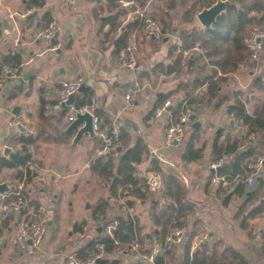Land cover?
<instances>
[{
  "label": "crops",
  "instance_id": "crops-1",
  "mask_svg": "<svg viewBox=\"0 0 264 264\" xmlns=\"http://www.w3.org/2000/svg\"><path fill=\"white\" fill-rule=\"evenodd\" d=\"M193 3L194 0H190L186 8L177 6L168 11L172 27L163 34L161 41L147 38L141 30L133 32L131 41L138 45V69L132 71L114 62L116 55L125 49L117 53L121 28L111 30L107 18L115 11L109 0H0V20L6 19L11 26L2 25L0 61L3 56L15 53L22 58L20 77L0 86V160L22 154L24 143L21 138H32L28 145L29 161L25 165L2 167L0 182H6L10 190L26 175L25 187L31 204H44L50 214L48 232L39 251L21 250L17 242L19 218L9 216L10 223L0 236V264H67V256L103 235L108 222L128 217L138 223L145 247L161 250L153 217L157 210L156 199L142 200L132 195L119 199L111 197L109 184L92 167L95 158L106 156L98 152L100 140L86 133L75 143L76 131H65L70 124L69 106L53 108L54 87L75 78L82 79L83 89L69 105L74 106L77 100L90 95L92 100L88 109L91 113L106 115L105 128L115 130L119 137L124 132L131 145L143 139L153 156L158 152L165 158L160 161L164 162L167 172L176 173L185 188V200L194 211L188 213L180 227L184 230L181 240L172 244L177 264L183 263L187 241L196 229L198 233L192 240L191 253L201 242L211 246L221 242V250L225 247L238 250L248 264H264V212L252 215L254 208L264 202V186L259 197L249 201L252 190L259 185L258 176L264 180V162L256 172L255 183L251 186L244 183V189L240 183L211 182L212 176L220 172L214 171L212 164L221 161L229 170L228 165L236 157L235 153L220 156L216 142L238 145L236 155L255 146V156L247 161L252 173H255L253 165L259 158H264L263 134L251 132L248 124L228 112L237 93L245 97L251 114L257 104L264 102V43L257 57L238 71L224 75L225 79L217 88V98L211 102L206 84L193 86L196 80L203 81L205 77L203 63L189 65L183 61L175 71L154 72L153 68L159 64L167 68L175 64L180 50L173 47L180 44L182 30L205 28L197 18L198 12L192 9ZM187 12L193 18L191 22L184 20ZM133 19L134 15L128 13L119 20L126 25ZM51 22L60 30L56 37L48 39L42 32ZM55 44L59 47L52 50ZM136 79L150 83L154 92L151 99H146L144 93L130 104L125 94ZM188 94L199 97L193 108L195 120L200 125L196 128L194 120L192 126L199 130L195 147L202 149V156L189 162L183 160L182 153L191 132L188 131L183 142L168 144L165 139L168 116L154 115L158 103L170 99L178 104ZM14 116L29 123V133L20 134L21 129L10 123ZM152 155H146L137 165L138 174L146 176L147 180L158 174L159 189L163 186L162 174L148 169ZM129 198L133 205L126 203ZM103 200L109 201V207L105 214H100L96 210ZM168 202L171 200L161 198L160 206L165 207ZM5 217L0 213V218ZM202 236L206 237L199 242ZM155 254H165V251ZM99 255L118 259L121 264H156L154 260L120 257L116 249L106 253L101 251Z\"/></svg>",
  "mask_w": 264,
  "mask_h": 264
},
{
  "label": "trees",
  "instance_id": "trees-1",
  "mask_svg": "<svg viewBox=\"0 0 264 264\" xmlns=\"http://www.w3.org/2000/svg\"><path fill=\"white\" fill-rule=\"evenodd\" d=\"M114 8V14L107 18L110 19L111 30H115L118 27L121 28V33L117 37L116 49L117 53L127 48L131 41L133 32L141 30L142 27L139 20L134 17L132 21L126 25H122L120 17L130 13L129 10L120 6L119 0H109ZM142 6L146 4L148 0H137ZM187 1L190 0H167L166 6L157 7V11L151 12V14L160 22L162 29L168 31L172 27V20L169 18V12L175 9L177 6H185ZM217 0H194L193 11L199 12L205 7L211 6ZM189 12V11H188ZM188 12L184 15V20L191 22L193 18L189 16ZM254 26L264 27V0H236L222 15H220L212 28H198L184 29L180 33V44L173 47L179 49V57L175 59V64L170 65L168 68L164 64H159L153 68L154 72L167 71L172 72L181 66V62L184 61L183 51L193 47L195 44L200 43L204 48V54L195 57L192 60L184 61L189 65H195L203 63V71L205 77L202 80H196L193 86L196 88L198 85L204 86L206 84L208 92V101L211 102L217 98L221 81L225 79L224 75H228L235 71H238L241 66L247 64L253 59V50L246 45V39L249 31ZM119 55V54H118ZM116 55V56H118ZM8 64L15 67H22V58L20 54H8L3 56L0 61V69L3 65ZM180 65V66H179ZM150 76V74H146ZM199 97L188 94L180 103L177 104L172 111V119H179L186 106H190L193 110V105L199 102ZM92 97L86 95L85 98L79 99L75 102L74 107L77 109L87 107L91 103ZM165 102L158 103L159 105ZM247 100L244 96L236 94L235 100L229 105L228 112L235 116L236 119L242 120L249 125L251 132L257 134H263L264 136V102L257 104L254 112L251 114L247 110ZM195 115L196 111L194 110ZM100 120V127L107 133L111 132V129L105 128L106 115L103 112L96 113ZM103 119V120H102ZM191 132L190 137L186 140V146L183 150L182 157L184 161L198 160L202 156V149L195 147V140L199 137V130L193 126L189 130ZM120 138L123 141L122 150L114 153L110 152L106 156H99L93 160L92 167L99 172V174L109 184L111 197L114 198H127V196H134L142 200L148 198L156 199L157 210L154 213V222L157 226L158 243L160 248H165V254H155L154 261L156 264H177L176 258L172 254V244L165 246V239L173 227H182L185 223L188 213L194 211V207L191 206L186 197V190L180 183V180L176 173H168L164 167V162L160 161L157 157L153 156L143 139H139L134 145H131L130 139L123 133H120ZM24 143L23 153L12 156L9 159L1 158L0 169L2 167H13L17 165H25L29 159L28 145L32 143V138L22 137ZM186 139V137H185ZM184 139V140H185ZM238 145H230L229 143L218 144L215 143V148L220 156L229 155L235 153V159L233 163H230L228 168L223 166L220 168L219 175H227L231 177L237 173L247 175L252 173V169L247 167V161L253 159L255 156L256 148L251 146L249 150L245 152H238L236 155V149ZM152 155L149 170L157 173H161L163 177V186L156 191H151L148 185L146 176H140L138 174L137 165L142 163L146 155ZM118 155V156H117ZM22 174V173H21ZM20 174V175H21ZM29 174L31 171L29 170ZM213 177V176H212ZM212 179V178H211ZM222 184V183H220ZM264 186V180H259V185L256 189L252 190L249 201H255L258 198V193ZM240 187L245 188L243 182H240ZM161 198L170 199L171 202L166 203L165 207L160 206ZM133 200L130 198L126 200V203L130 206L133 205ZM190 204V205H189ZM109 207V201L103 200L97 206V213L105 214ZM264 212V202L259 203L254 208L252 215H262ZM10 217L0 218V236L3 233V229L9 225ZM120 224L116 231V239L119 244H116L113 239L107 236L105 233L93 239L89 244L77 251L76 255L80 259H87L89 256H96L101 251L112 252L118 245H123L132 242L134 239H138L141 243L142 251L151 254L152 250L145 247V239L142 237L140 227L132 217L119 218ZM130 225L128 227L127 225ZM199 222H197V225ZM137 226V229H135ZM198 227V226H197ZM198 229L191 232L187 241V245L184 249V257L182 264H248V260L241 255V253L232 248L225 247L221 250V242L215 243L213 246L208 242H201L199 246L191 253L192 240L197 235ZM103 244V248H99V245ZM92 254V255H91ZM166 255H169L170 259ZM175 261V262H174ZM95 264H121L118 259H111L101 256L96 260Z\"/></svg>",
  "mask_w": 264,
  "mask_h": 264
},
{
  "label": "built area",
  "instance_id": "built-area-1",
  "mask_svg": "<svg viewBox=\"0 0 264 264\" xmlns=\"http://www.w3.org/2000/svg\"><path fill=\"white\" fill-rule=\"evenodd\" d=\"M153 0H148L144 6L140 5L137 0H119L120 6L130 11V14L134 15L139 20L142 27V31L147 38L158 40L163 36L162 27L159 21L151 14L147 12L149 4ZM60 28L54 22H51L48 27L42 32V36L48 39L56 37ZM264 43V27L254 26L250 29L246 39V45L253 50V57H257L259 50ZM59 45L55 44L52 50H56ZM138 45L136 41H131L126 50L115 57L114 62L117 66L136 71L138 69L137 58ZM204 54V48L200 43L195 44L193 47L183 51L184 61L192 60L195 57H199ZM21 75V68L5 64L0 69V86H4L6 82L19 78ZM82 86V79L75 78L69 81H62L54 87V103L53 108L63 109L65 106H69L70 114L68 121H73L76 117L77 111H90L87 107L80 109L75 108L67 104L71 96H75ZM153 86L150 83H142L139 79L128 88L125 94L127 102L132 104L138 96L145 93L146 99H151L153 96ZM177 104H174L170 99L165 100L161 105L155 107L154 115L162 116L167 114L168 119L166 123L165 139L168 144L174 142H183L188 131L191 129L194 120L192 115L195 114L194 110L190 106H186L183 115L175 120L172 119V111ZM93 114V130L95 136L100 140L99 154L107 155L110 152L117 153L118 149L122 146V141L115 130L107 133L100 127L99 117ZM234 118V117H233ZM10 123L21 129L20 134H27L30 131V126L20 116H14ZM264 162V158H259L253 165L255 173L245 175L237 173L231 177L227 175L216 174L212 177L211 182L222 184H238L243 182L249 186L253 185L256 181V172H258ZM222 166V162L218 161L212 164L214 169ZM26 175L23 176L21 183L12 187L8 192L2 193L0 204V213L2 216H15L18 219L17 226V242L21 250H27L32 247L39 251L46 238L50 214L44 204L33 206L31 200L27 195L25 182ZM150 189L155 190L160 185V177L158 174L152 176L148 181ZM120 221L114 219L108 222L104 227V233L119 244L116 239V231L118 230ZM184 230L180 227H173L170 229L166 239L165 246L169 244L177 243L181 240ZM206 236H202L199 239L201 242ZM99 247L103 248V244ZM165 251V248L159 250L155 248L151 254H147L142 251L141 243L138 239H134L132 242L118 245L116 248V254L120 257H134L139 260L153 261L154 255L157 252ZM100 255H96L89 259H80L76 253L69 254L67 256V264H95Z\"/></svg>",
  "mask_w": 264,
  "mask_h": 264
},
{
  "label": "water",
  "instance_id": "water-1",
  "mask_svg": "<svg viewBox=\"0 0 264 264\" xmlns=\"http://www.w3.org/2000/svg\"><path fill=\"white\" fill-rule=\"evenodd\" d=\"M236 0H217L215 3H213L209 7L203 8L200 12L197 14V18L200 20L201 24L205 28H212L213 24L216 22L217 18L222 15L226 10L235 2ZM2 25L3 26H10L8 21L5 20H0V34L2 33ZM11 27V26H10ZM163 34L166 33L164 29H162ZM27 74L25 76V79L28 78ZM83 89V85L80 87V90ZM75 99V96H71L67 104H71ZM14 113H17L14 110ZM192 119H196V115H192ZM85 123L82 127L80 125L82 123ZM93 114L90 111H77L76 112V117L73 121L70 122V124L66 127V133H72L76 131V136L74 139V142L77 143L81 137L88 133L90 136H94L95 132L93 130ZM200 125V122L195 120L194 126L197 128ZM174 144H177V142H174ZM121 150V147L118 149ZM154 155L158 157L159 160L164 161L165 158L159 154L158 152H154ZM226 165V164H224ZM221 167L217 168L216 170H220ZM215 171V169H214ZM258 179L261 180L263 179L262 176H258ZM9 191V185L6 182H0V193H5ZM130 227V225H127Z\"/></svg>",
  "mask_w": 264,
  "mask_h": 264
},
{
  "label": "rangeland",
  "instance_id": "rangeland-1",
  "mask_svg": "<svg viewBox=\"0 0 264 264\" xmlns=\"http://www.w3.org/2000/svg\"><path fill=\"white\" fill-rule=\"evenodd\" d=\"M166 1L167 0H153L150 4H149V6H148V8H147V12L148 13H151V12H154V11H157V7H159V6H166ZM188 3H189V1H187V4L184 6V8H186L187 6H188ZM180 6H178V8H179ZM160 23V22H159ZM141 31H142V29H141ZM143 32V31H142ZM144 34V33H143ZM164 36V35H163ZM163 36L160 38V39H158L157 41H161L162 40V38H163ZM30 250H33V248L32 247H29V251Z\"/></svg>",
  "mask_w": 264,
  "mask_h": 264
}]
</instances>
